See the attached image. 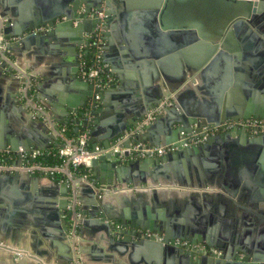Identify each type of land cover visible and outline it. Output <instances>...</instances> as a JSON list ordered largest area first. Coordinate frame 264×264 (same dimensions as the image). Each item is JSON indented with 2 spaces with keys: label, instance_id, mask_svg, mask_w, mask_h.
Here are the masks:
<instances>
[{
  "label": "water",
  "instance_id": "obj_1",
  "mask_svg": "<svg viewBox=\"0 0 264 264\" xmlns=\"http://www.w3.org/2000/svg\"><path fill=\"white\" fill-rule=\"evenodd\" d=\"M34 1L38 5V9L34 11L33 15L24 14L22 9L16 7V3L12 0H8V5L0 1V19H6V22L0 21V34L5 39L17 38L15 42L6 45L8 53L5 57L7 60L0 55V78H5L12 84L19 83V79L25 83V78L16 73L17 70L10 59V50L43 46L46 42L54 41L55 35L67 32L71 38V47H69L68 52L72 54V48L75 51L76 47H83L82 55L85 56L90 37L100 22L96 19L88 20L85 15H78V10L80 8L85 9L87 12L92 9L103 10L106 15L104 19L105 30L107 24L114 20V14L110 6V3L114 0ZM122 1L126 3L124 8L127 7V10H129L128 8L131 7L130 1L133 0ZM213 1L217 4V8H223V18L218 24L217 30L207 40L208 42L201 43V49L198 45L199 57L194 52L188 58L183 57L182 62L173 65L174 71L172 72L166 70V65L161 59L163 53L164 55H174V58H176L177 48L180 46L179 41L192 42L196 40L195 32L184 29L186 23L180 24L177 21L179 16L170 7V4L177 2V0H137V3L143 2L142 6L147 8L145 9L147 24L142 28L145 41L143 40L141 45L134 49L137 51H132L129 40L123 35L120 39V35L113 27L112 37L108 36L106 31L104 32L106 45L109 49L113 47V43L126 46L121 48L124 61L130 59L138 63L148 58L155 61L152 64L150 63V66L153 70L154 79L160 82L163 90L160 100L169 99L172 103L153 122L146 126L142 133L126 140L123 144L124 148H128L129 143H141L143 140L148 147L173 146L175 150L160 157L143 159L130 158L128 152H124V157L128 159L126 162L117 161L110 154L91 160V179L75 184L80 205L76 206L73 211H67L68 194L70 193L68 184H59L49 179L53 187L60 186L64 189L63 195L66 198L63 203H59L60 208H58V210L64 208L62 219L60 218L61 214L56 215L57 218L55 219L61 226L59 227L61 241L66 243L69 251L66 264H72L75 260L80 264L77 258L79 252L77 238L81 234L80 227H88L96 232H102L101 241L106 247L112 244L117 234L122 236L118 246L119 251H112L110 247L97 250L99 258L104 259L108 264H114L115 258L108 255L103 256L104 252H118L120 256L126 248L131 251L127 259L130 263L136 261V253L141 250L148 252L150 256L160 257V255H164V258L168 259L171 264H264V249L247 247L243 241L232 235L230 236L228 233L218 234L215 228L210 225V222L214 220L213 216H218L222 220L221 218L224 217L222 212L210 211L208 207L199 214L198 211L189 215L185 211L183 213L171 211L169 218L162 219L160 211L157 213H154L155 211L153 213H148V211L141 213L142 210L131 212L128 209H123L120 211V215L109 217L106 210H102L106 208L103 200H98L100 186L117 191L114 196L119 195L121 200L126 198L125 194H128L130 198L136 197L138 204L145 200V197L148 198L149 195L153 201L154 198L151 196H157V188L160 186L188 188L189 191H192L189 193L196 201H199L200 198L207 199L208 194L203 191L207 187H217L223 192L234 196L241 185V177L238 175L237 167L239 165L238 161L242 160L238 159L239 157H233L226 170L218 177L219 161L227 153L243 151L254 153L264 148V134L250 136L245 129L234 128L228 132L208 135L204 138L206 130L218 127L230 120L238 121L250 117L264 120V110L261 112L251 110L244 112L225 111L220 109L215 102L198 97L199 95L211 96L208 89L203 90V85L219 60L228 56L224 50V42L231 36H236L241 41H245L250 49L254 48L256 55L254 68L256 71L255 73L250 72V76L254 78L257 75L259 87L264 89V0ZM126 14L121 10L115 28L119 27V30L121 28L124 31L126 22L124 16ZM163 43L164 47L162 46ZM30 79L29 83H31ZM80 82L85 97L78 107H82L83 112H77L78 107L74 105L69 106L68 109L72 110L76 117H81L89 111L91 123H94L96 122L97 110L104 108L102 102L106 93L101 92L100 101L96 104L93 102V96L96 92L93 85L82 80ZM118 87H121V85H111L107 92L110 94L112 91L118 90ZM127 93L131 94L132 92L128 90ZM25 96L28 100L30 93L27 91ZM158 103L146 105L141 110L140 115L137 116V120L140 121L147 111L155 108ZM16 105L19 106V102H16ZM50 121L54 125L57 123L52 119ZM127 124L121 125L115 131L107 130L99 139L102 142L101 146L106 149L111 147L118 137L131 129L130 126H136L135 122L128 121ZM53 129L56 130L55 126ZM93 132L94 130H92L91 135ZM184 136L204 139L194 146L186 147L184 146ZM8 145L12 150H17L19 145H23L24 150L44 148L39 141H32L31 144L29 142L22 144L10 141V144H0V149L3 150ZM94 145L96 146V144ZM248 158L246 161L250 162L249 166L254 168L255 164L252 162L255 160ZM99 168H105L108 177H111L112 180L100 177L96 172ZM7 176L9 181L12 182L27 177L33 180V176L28 173L13 172L12 174L8 173ZM228 179H230L229 183ZM124 190L126 191L122 192ZM85 192H90L93 196L88 207L81 200ZM245 194L248 193L245 192ZM238 209L241 211L230 212L232 219H238V221L250 220L252 216L257 218L264 216V207L248 208L242 206ZM58 210H54L55 213H59ZM115 224L121 225L123 229L116 232ZM146 234L150 236H146ZM177 240L188 242L191 245L205 246L207 249L216 251V254H202L192 249H184L175 245ZM58 248L61 249L60 246ZM121 248H124V251L120 250ZM59 264L62 263L59 262Z\"/></svg>",
  "mask_w": 264,
  "mask_h": 264
},
{
  "label": "crops",
  "instance_id": "obj_2",
  "mask_svg": "<svg viewBox=\"0 0 264 264\" xmlns=\"http://www.w3.org/2000/svg\"><path fill=\"white\" fill-rule=\"evenodd\" d=\"M0 1L8 5V0ZM12 1L26 15H33L38 9L34 0ZM143 4V2L137 3V0L130 1L131 7L127 10V7L124 8L125 1L114 0L110 3L114 20L107 24L106 34L112 37L113 27L120 35V39L123 35L129 40L132 51H137L134 49H137L144 40L142 28L147 24L145 12L147 8H144ZM170 7L179 16L177 21L180 24L186 23L184 29L192 30L196 34V40L192 42L179 41L176 58L174 55L163 53L161 59L166 65V70L172 72L173 65L182 62L183 57L188 58L194 53L199 57L198 45L201 49V43L208 42L207 40L217 30L223 18V8H217L213 0H177L171 3ZM121 10L127 13L124 16L126 19L124 31L121 28L119 30V27L115 28ZM54 37V41L46 42L43 46L10 50L11 62L17 70L16 73L25 78V83L19 79V83L12 84L5 78H0V144H10V141L31 144L32 141H39L44 146L40 150H51L57 145L63 146V135L61 136L59 128L76 120V116L68 107L72 105L78 107L82 104L85 93L80 86V80L86 81L80 76L83 47H76L75 51L72 48L74 53L70 54L69 34L63 32ZM103 38L102 61L112 77L111 85L119 84L121 87L110 94L107 91L111 85L104 90L106 93L102 102L104 108L97 110L96 122L91 123L89 127V144L92 147L95 146L94 144L101 146L102 142L99 139L107 130L115 131L121 125H128V121L135 122L136 125L141 110L146 105L160 102L163 91L160 82L153 77L150 66V63L155 62L153 59L148 58L138 63L130 59L124 61L121 48L126 46L113 43V47L109 49L104 35ZM13 42L15 41H11ZM224 43V50L228 56L219 60L204 82L205 86L203 85V90L208 89L211 96H197L215 102L225 111H263L264 89L259 87L257 75L254 78L250 76V72L256 71L254 48L250 49L245 41H241L236 36H231ZM162 46L164 47V43ZM27 89L30 93L28 100L25 96ZM128 90L132 93H127ZM16 102L20 105H16ZM77 112H83V108L78 107ZM50 119L57 123L52 124ZM54 126L56 130L53 129ZM130 128L134 127L130 126ZM92 130L94 132L91 135ZM246 132L250 136L258 135ZM52 137L53 139L50 140ZM145 143L142 140L141 144ZM18 148L25 147L19 145ZM3 150L12 149L8 145ZM235 156L242 161H238L237 167L241 185L234 196L217 187H207L203 189L208 194L207 199L200 198L196 201L188 188L160 186L157 188V196H151L154 198L153 201L149 195L139 204L136 197L130 198L128 194H125L124 200H121L119 195H108L103 200L106 208L102 210H106L109 217L120 215L123 209L131 212L142 210L141 213L160 211L162 219H165L169 218L171 211L181 213L185 211L188 215L198 211L199 214L208 207L210 211L224 213L222 220L218 216H213L214 220L210 222L218 234L228 233L243 241L247 247L264 249V216L259 218L252 216L250 220L238 221L232 219L230 215L232 211L240 212L238 208L242 206L264 207V148L254 153L243 151L224 154V158L219 161L218 177ZM247 157L255 160L252 162L255 164L254 168L249 166L251 163L246 161ZM96 172L100 177L112 180L108 177L105 168H99ZM7 174L0 172V264H34V262L35 264H59V262L66 264L69 251L66 243L61 241L59 233L61 226L55 221L56 215L61 214L62 219L64 212V208L58 210L59 203L66 200L63 195L64 189L60 186L53 187L52 182L45 176L32 175L33 180L27 177L12 182L7 178ZM227 181L229 183L230 179ZM92 198L90 192H85L81 200L88 207ZM54 210H58L59 213H55ZM80 230L81 234L77 238L79 244L77 258L80 264H108L104 259L99 258L97 250L110 247L112 251H119L118 246L122 236L117 234L112 244L106 247L101 241L102 232H96L88 227H80ZM120 250L124 251V248ZM130 252V249L126 248L123 255L119 256L118 252H104L103 256H113L114 264H171L164 255L150 256L148 252L141 250L136 253V261L130 263L127 260Z\"/></svg>",
  "mask_w": 264,
  "mask_h": 264
},
{
  "label": "built area",
  "instance_id": "obj_3",
  "mask_svg": "<svg viewBox=\"0 0 264 264\" xmlns=\"http://www.w3.org/2000/svg\"><path fill=\"white\" fill-rule=\"evenodd\" d=\"M78 15H85L88 20L96 19L100 23L96 26L94 33L90 37L88 47L91 50V59L89 63L80 62V76L83 80L91 83L96 90L93 96V102L98 104L100 101V94L108 86L112 84V77L108 71L107 66L102 61L103 46H104V19L106 15L103 10L97 11L92 9L87 12L80 8ZM1 22H6V19H0ZM17 38L5 39L0 34V55L6 59L5 55L8 53L6 45ZM7 60V59H6ZM27 89L26 91H28ZM92 105V104H91ZM172 103L169 99L162 100L155 108L147 111L145 116L132 129H129L124 135L118 137L113 145L109 148L102 146L92 147L89 144V127L91 124V116L89 111L85 112L81 118V128L77 130L78 134L75 138H63L64 144L55 152L51 150H24L18 148L17 150H0V172L13 173L24 172L30 175L45 176L57 183H66L70 187L68 194L67 211H73L76 206L80 205L78 193L75 188L77 182H86L87 175L76 176L75 170L82 168L87 173L90 172V162L93 159L110 154L115 160L126 162L128 159L124 157V152H128L130 158H148L160 157L168 152H173L175 148L169 147H148L141 143H129L128 148H124L123 144L126 140L132 139L135 135L144 131V128L153 122L162 112ZM97 106V105H95ZM234 128L245 129L254 134H264V120L261 119H240L238 121H227L218 127L211 128L205 131L204 138L208 135H214L221 132H228ZM61 136L62 131H60ZM63 137V136H62ZM184 146L191 147L200 143L204 138L197 139L194 137L184 136ZM55 157L59 160L58 164L46 165L41 162V159ZM127 190V189H126ZM126 190L122 191L125 192ZM130 191V190H129ZM117 191L109 190L106 187H99L98 200H104L108 195H114ZM116 232L123 229L121 225H114ZM146 236H150L146 234ZM175 245L187 250H195L202 254L214 253L216 251L207 249L202 245H191L188 242L177 240ZM72 264H78L75 260Z\"/></svg>",
  "mask_w": 264,
  "mask_h": 264
},
{
  "label": "trees",
  "instance_id": "obj_4",
  "mask_svg": "<svg viewBox=\"0 0 264 264\" xmlns=\"http://www.w3.org/2000/svg\"><path fill=\"white\" fill-rule=\"evenodd\" d=\"M90 59H91V50L90 48L88 47L87 49V54L85 56L82 55L81 57V60L83 62H86V63H89L90 62ZM80 118L81 117H76V122L73 120V121H70L64 125H61L60 126V131H62V134H63V138H75L78 134L77 130L81 128V121H80ZM76 125H75V124ZM60 146L57 145L56 147H54L53 149H51L52 152H55ZM41 162L43 164H46V165H55V164H58L59 163V160L55 157H48V158H43L41 159ZM75 173H76V176H84V175H87V178L88 179H91L90 177V172H86L85 170H83L82 168H77L75 170Z\"/></svg>",
  "mask_w": 264,
  "mask_h": 264
},
{
  "label": "flooded vegetation",
  "instance_id": "obj_5",
  "mask_svg": "<svg viewBox=\"0 0 264 264\" xmlns=\"http://www.w3.org/2000/svg\"><path fill=\"white\" fill-rule=\"evenodd\" d=\"M262 120V119H261ZM222 133V132H221Z\"/></svg>",
  "mask_w": 264,
  "mask_h": 264
}]
</instances>
